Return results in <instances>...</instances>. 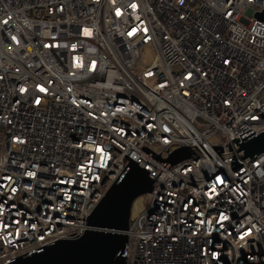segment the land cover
Masks as SVG:
<instances>
[{"label":"built area","instance_id":"1","mask_svg":"<svg viewBox=\"0 0 264 264\" xmlns=\"http://www.w3.org/2000/svg\"><path fill=\"white\" fill-rule=\"evenodd\" d=\"M262 10L0 0V264L81 237L130 161L153 184L125 264H264V153L231 170L227 145L264 130Z\"/></svg>","mask_w":264,"mask_h":264},{"label":"water","instance_id":"2","mask_svg":"<svg viewBox=\"0 0 264 264\" xmlns=\"http://www.w3.org/2000/svg\"><path fill=\"white\" fill-rule=\"evenodd\" d=\"M264 11V10H262ZM254 13L253 17L264 23V14ZM264 119V111L258 114ZM241 134L229 141L232 151L231 170L255 159L264 153V130L255 133L245 125L239 126ZM191 153L184 148L176 150L165 161L168 166L189 159ZM153 181L147 172L132 161L123 178L111 186L87 220L90 228L81 237L64 240L46 248L42 253L20 258L11 264H125L121 256L126 244L124 234L129 225L133 201L151 193Z\"/></svg>","mask_w":264,"mask_h":264},{"label":"rangeland","instance_id":"3","mask_svg":"<svg viewBox=\"0 0 264 264\" xmlns=\"http://www.w3.org/2000/svg\"><path fill=\"white\" fill-rule=\"evenodd\" d=\"M139 57L142 64L141 69H143L144 67H148L154 60V49L151 46L142 47L139 50ZM147 202L148 198L146 197V195H142L133 201L130 212L131 220L139 216L144 211Z\"/></svg>","mask_w":264,"mask_h":264}]
</instances>
